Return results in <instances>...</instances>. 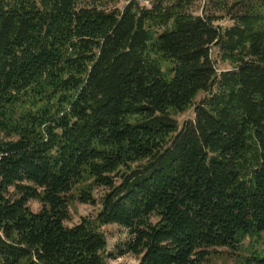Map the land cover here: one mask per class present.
Wrapping results in <instances>:
<instances>
[{
    "label": "trees",
    "instance_id": "1",
    "mask_svg": "<svg viewBox=\"0 0 264 264\" xmlns=\"http://www.w3.org/2000/svg\"><path fill=\"white\" fill-rule=\"evenodd\" d=\"M200 1L0 0V264H264V0Z\"/></svg>",
    "mask_w": 264,
    "mask_h": 264
},
{
    "label": "rangeland",
    "instance_id": "2",
    "mask_svg": "<svg viewBox=\"0 0 264 264\" xmlns=\"http://www.w3.org/2000/svg\"><path fill=\"white\" fill-rule=\"evenodd\" d=\"M200 3L201 6L199 12H202L203 10H205L207 0H201ZM231 25H232V21L228 17L219 20L214 24V26L219 29L226 28ZM210 52H211V57L215 61V65L219 71L231 69L230 64L221 60L220 50L218 47L213 46ZM206 96H207L206 93H200L195 103H199L200 101L205 99ZM194 111L195 108L193 107L177 116V121L180 127L184 123L194 120L195 117ZM101 193H102V189L95 190L96 197H99ZM28 205L30 206L31 210H33L34 212H37L40 209V204L36 200H30ZM69 209H70V218L64 221V224L66 226H73L74 224L79 223L82 217L95 215L100 209V203H97L96 205H91L89 203L74 202ZM103 230L107 238L108 250H112L117 242L123 241L127 238L126 230L119 227L116 224L105 225L103 226ZM261 248L264 249V244L261 245ZM108 261L110 262V264H137V259L130 254H126L116 258H109ZM210 264H233V261L225 254H222L216 257L215 259H213Z\"/></svg>",
    "mask_w": 264,
    "mask_h": 264
}]
</instances>
